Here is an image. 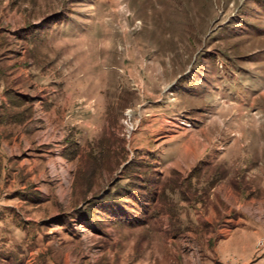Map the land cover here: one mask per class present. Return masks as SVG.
Segmentation results:
<instances>
[{
	"label": "rangeland",
	"instance_id": "rangeland-1",
	"mask_svg": "<svg viewBox=\"0 0 264 264\" xmlns=\"http://www.w3.org/2000/svg\"><path fill=\"white\" fill-rule=\"evenodd\" d=\"M0 264H264V0H0Z\"/></svg>",
	"mask_w": 264,
	"mask_h": 264
},
{
	"label": "trees",
	"instance_id": "trees-1",
	"mask_svg": "<svg viewBox=\"0 0 264 264\" xmlns=\"http://www.w3.org/2000/svg\"><path fill=\"white\" fill-rule=\"evenodd\" d=\"M15 97V96H14ZM25 97H22L21 95H16V100H23L25 101ZM145 187V186H143ZM114 188V187H112ZM135 189V188H134ZM128 194L131 196V198L128 199H136V201H132V205H125V206H121V203H115L117 201H112L110 200L111 198V193H109L108 195H106L105 197H103L100 200H93V201H89L86 206L83 208V211H85L88 207L92 206L93 209L98 210V207H101L102 210H106L105 214H106V218L107 220H109L110 222H114L112 224H115L117 221V223L121 224H127L128 226H130L131 228L139 225L136 224L138 222L143 223L144 221H142V218L138 217L135 213H131L132 210L135 209L136 206H144V208L147 206V203L145 202L146 199L145 197H140L137 198L134 193H132L131 191H128ZM138 200V202H137ZM113 204V205H112ZM121 212L123 213V215L121 214ZM129 212V213H128ZM97 214H100L99 212H96ZM108 215V216H107ZM133 219V221H128L129 217H125V216H130Z\"/></svg>",
	"mask_w": 264,
	"mask_h": 264
}]
</instances>
